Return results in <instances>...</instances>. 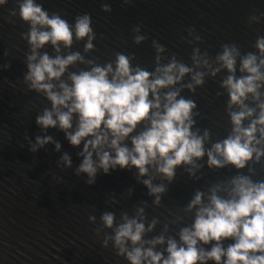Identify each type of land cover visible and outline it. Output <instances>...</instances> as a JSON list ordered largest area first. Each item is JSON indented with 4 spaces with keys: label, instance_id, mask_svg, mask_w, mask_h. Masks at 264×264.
<instances>
[{
    "label": "water",
    "instance_id": "obj_1",
    "mask_svg": "<svg viewBox=\"0 0 264 264\" xmlns=\"http://www.w3.org/2000/svg\"><path fill=\"white\" fill-rule=\"evenodd\" d=\"M21 3L0 4V264H131L127 253L137 247L167 258L168 241L183 245L182 230L192 228L198 209L210 206L213 194L233 199V181L241 177L264 183L262 125L257 124L254 133L259 143L251 145L261 155L257 159L254 152L243 168L231 163L211 166L207 155L214 144L233 135L231 113L250 110L252 115L242 120L247 128L262 111L264 51L257 45L264 40V0H34L49 18L66 21L73 33L69 46L47 42L35 50L29 41L32 26L19 15ZM85 15L91 32L77 38L75 24ZM37 30L49 29L37 25ZM89 42L91 48L86 47ZM225 48L234 50L232 72L219 60ZM34 54L37 61L45 54L79 56L59 79L46 81L56 92L61 91V83L71 85L72 74L107 65L115 69L121 54L133 71L151 73L150 79L160 75L158 68L171 63L186 66L190 71L158 94L161 105L171 91L178 92L177 99L194 102L191 131L202 138L207 133L205 154L175 166L171 179L152 164L144 175L132 165L110 168L107 174L98 167L90 182L86 173L78 171L84 141L73 146L59 126L44 128L36 122L52 110V103L44 90L33 88L26 78L29 63L37 62L29 60ZM250 55L261 78L254 81L255 91L247 93L242 104L230 106L223 82L229 75L236 79L250 75L241 71L242 61ZM197 73L201 84L193 80ZM77 124L78 114L73 113L67 131L74 132ZM148 126V120L137 124L123 145L131 148L132 138ZM47 137L51 139L46 143L37 142ZM103 150L112 151L107 146ZM93 160H98L95 153ZM145 180L163 186L164 191L152 193ZM197 193L201 204L189 207ZM105 214L113 216L111 227L102 219ZM129 220L143 224L141 240L134 244L125 238L123 246L117 245L116 232ZM160 238L162 243H154ZM216 243L198 241L197 248L208 251ZM219 243L227 249L234 240L222 238ZM141 264L147 261L142 259ZM196 264L217 262L206 259Z\"/></svg>",
    "mask_w": 264,
    "mask_h": 264
},
{
    "label": "clouds",
    "instance_id": "obj_2",
    "mask_svg": "<svg viewBox=\"0 0 264 264\" xmlns=\"http://www.w3.org/2000/svg\"><path fill=\"white\" fill-rule=\"evenodd\" d=\"M3 3L5 0H0V4ZM19 15L32 26L29 41L34 50L47 42L54 46L58 42H63L65 46L71 44L73 33L67 22L58 16L49 18L34 0H23L19 6ZM37 25L46 26L49 30L38 31ZM90 32L89 17L85 15L79 18L75 24L76 37L83 38ZM140 39L138 37L137 41ZM257 46L264 51V40L258 41ZM86 47L91 48V43ZM233 53L234 50L225 48L219 56L229 72L234 70ZM77 59L78 55L50 58L45 54L37 61L34 54L29 60L37 62L29 63L26 78L31 81L33 88L44 90L52 103V110H46L43 115L38 116L37 124L44 128L59 126L65 130L67 139L73 146L84 141L81 153L83 160L78 171L86 173L90 182L98 167L107 174L110 168L132 165L144 175L152 164L157 166L158 172L171 179L175 166L192 163L194 157L199 158L205 154L203 139L207 138V133L202 138L191 131L194 102L177 99L178 92L171 91L164 96V103L161 105L158 94L159 89L179 81L190 71L189 68L171 63L158 68L156 71L160 75L150 79L151 73L140 69L133 71L128 58L121 54L117 56L115 69L107 65L72 74L70 86L61 83V91H53V85L46 81L59 79L66 67ZM261 63L264 64V61ZM245 70L250 75L239 79L229 75L223 82L229 93L230 106L233 103L242 104V98L255 91L254 81L261 78L254 56L250 55L242 61L241 71ZM193 80L196 84H201V74L197 73ZM150 93L152 99H149ZM62 108L67 110L61 111ZM261 109L258 119L247 128L242 127V120L252 115L250 110L231 113L233 135L214 144L207 152L209 165L220 167L223 163H231L237 168H243L254 152L259 158L261 153L251 145L254 141L259 143L254 136L256 125L264 126V105H261ZM73 113L78 114V124L74 132H68L72 128ZM144 120L149 121V126L132 138V147L123 145V140ZM88 137L91 138L86 139ZM261 137L264 138V128L261 129ZM50 139L47 137L41 141L38 138L37 142L43 144ZM105 146L112 151L103 150ZM56 147L59 148V144ZM93 153L98 158L97 161L93 160ZM64 160L70 163L67 156ZM144 183L152 193L164 191L163 186H153L148 180ZM233 185V199L223 200L213 194L210 206L198 209L192 228H185L180 234L182 246H178L173 240L168 241L167 258H162L160 253L151 249L142 251L137 247L127 253L131 264H141L142 259L147 264H196L197 261L203 262L206 259L220 264L222 257H225L223 264H264V183L253 184L241 177L234 180ZM200 204L201 194L197 193L189 207ZM102 219L106 226H112L111 214H105ZM143 231V224L129 220L118 228L115 241L117 245L123 246L127 238L135 244L141 240ZM222 238H232L234 243L224 249L219 243ZM198 241L205 244L209 241L217 243L205 251L197 248ZM162 242V238L154 241ZM121 251L125 249L121 247Z\"/></svg>",
    "mask_w": 264,
    "mask_h": 264
}]
</instances>
